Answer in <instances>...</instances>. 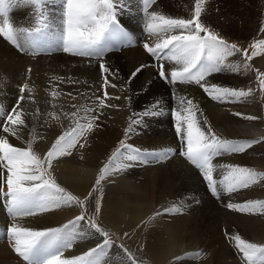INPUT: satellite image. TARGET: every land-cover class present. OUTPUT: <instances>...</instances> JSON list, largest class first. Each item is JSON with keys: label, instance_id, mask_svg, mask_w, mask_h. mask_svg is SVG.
<instances>
[{"label": "snow or ice", "instance_id": "1", "mask_svg": "<svg viewBox=\"0 0 264 264\" xmlns=\"http://www.w3.org/2000/svg\"><path fill=\"white\" fill-rule=\"evenodd\" d=\"M118 2L119 0H62L61 30L55 39H51L47 35L51 27L48 23L49 18L44 12L46 0H0V38L19 51L27 49L30 55L41 54L44 49L55 46L58 51L72 56L103 61L106 52L110 50V43L125 35L118 22ZM155 3L156 0H143L144 31L152 38V42L144 43L143 48L157 60L160 79L172 85L194 84L211 100L220 103L241 102L251 93V89L244 91L209 83L208 77L226 70L242 71L246 74L250 65L247 62L230 64L229 57L242 52L245 60L251 61L253 57L264 52V39L254 41L250 45L251 54H249L247 49L241 50L236 43H229L202 22L206 0H195L190 18H174L150 10ZM19 4L33 9L34 27L14 24L10 14ZM260 31L264 32V26ZM161 60L172 64L170 72L163 63H160ZM99 67L102 74H111V69L105 63L101 62ZM142 67L132 73V78H135ZM257 80L261 91L264 92V74L258 75ZM104 85H109L107 76H104ZM111 87L116 85L112 84ZM26 91L29 94L32 91L27 83L19 88V99L10 112L5 113L0 106V118H2L0 123L4 125L2 131L16 139H22L19 133L25 126L20 102L25 99ZM51 94L53 97L58 95L55 91ZM97 99L98 106L88 108V112H95L96 107L100 109L113 107L106 103V100L110 99L106 91L103 99ZM115 99L120 97L117 96ZM158 114L153 110L146 111L143 115L147 117ZM233 114L249 121L256 119L253 116H243L241 113ZM69 115L78 117L77 112ZM99 115H102V112L86 118H76L75 126L59 135L43 155L33 149L36 136H32L27 141L26 148L13 146L8 138L0 136V196L4 198L7 213L12 221L7 226L5 234L12 251L25 264H99V256L112 243L110 234L99 226L95 218L101 211L99 202L96 204L94 215L88 216L86 227L103 236V243L82 255L64 257V252L71 249L74 243L87 238L88 233L78 231V228L87 215L86 206L89 199L99 190L108 176L130 166L126 162H146L148 157L163 161L173 152L172 149L159 152L143 151L121 140L119 147L108 158V162L99 169L91 191L84 199H80L57 183L52 174L53 162L61 157L71 156L77 147L83 149L86 146L88 133L97 126L95 121ZM52 116L53 119H59L55 114ZM201 116L203 113L200 112L199 105L187 96H179L177 107L171 110L175 134L181 144L179 155L199 170L211 194L218 197L221 190L226 194H232L264 181V173H257L248 167L233 164L218 165L215 162L216 157L226 153H244L258 141L235 142L221 139L215 134L206 118L203 123L201 122ZM140 123H142L140 119L130 118L124 136H130L134 126ZM218 169L221 170L222 176L219 180L214 178V173ZM77 206L82 210L81 214L60 227L35 230L19 223L27 217ZM184 207V205H174L170 211H165L175 215L183 212ZM227 207L248 215L264 214V201L229 203ZM229 241L244 264H264V244L248 242L238 234L230 236ZM197 255L203 256V253ZM127 259L131 264H136L131 254H128Z\"/></svg>", "mask_w": 264, "mask_h": 264}, {"label": "bare ground", "instance_id": "2", "mask_svg": "<svg viewBox=\"0 0 264 264\" xmlns=\"http://www.w3.org/2000/svg\"><path fill=\"white\" fill-rule=\"evenodd\" d=\"M53 2L56 4L57 8L62 7L61 0H54ZM194 5L195 0H162L160 7L156 11L174 18H190L192 12L191 8H193ZM139 6H142V4ZM24 7L33 10L30 6L25 5ZM29 9L24 11L29 17H32L33 15H29V13H31ZM124 9L125 8L118 3V11H121L120 15L122 14L124 16L127 14V10L125 11ZM130 11L132 10L130 9ZM22 12L20 14H22ZM12 13L13 12H11V14ZM16 15L19 16V13ZM139 17V14H135L133 18L138 21L140 20ZM12 19L16 26H24L29 21L19 22L17 17ZM201 19L204 24L215 28L226 37L246 39L252 36H258L262 39L264 38V32L260 31L261 27L264 26V0H213L212 3L211 0H206L205 11L202 13ZM30 24L32 25L34 22L30 21ZM124 28L125 26L123 25L121 30L125 31ZM141 36L145 39H151L143 34ZM137 37L135 42L137 41L136 44L139 46L143 40L139 35ZM124 40L125 38L121 37L117 41L111 42L109 46L110 51L118 50V42L122 45ZM129 42H131V40ZM135 42L133 44H135ZM140 46L142 47V45ZM141 47L139 49L135 48L134 50L124 48L125 50H123L120 55L113 53L109 58H106V60L104 57L103 61L94 59V61L90 62L88 58L72 56L58 51L55 46L44 49L41 54L38 55L28 54L27 49L25 50L26 52H17V50L14 51L0 39V103L2 104V102L6 101L9 102L11 108L12 106L15 107L16 101L20 96L19 88L25 83L29 85V88L32 90L31 94L26 91L24 93L25 99L20 102V106L24 113L23 118L25 119V126L21 129L19 134H22V145L25 144L28 134L36 136L37 141L35 148L41 154L45 153L57 135L65 127L66 123L56 109H38L36 105L30 101L31 96L35 95L38 101L42 102L41 96H52L51 93L55 91L58 95L52 97L57 99L59 95H61L60 92L65 90L63 82L85 79L84 76H81L84 70H98L101 62L105 63L106 66L111 69V74H104L109 80L108 86L94 87L97 81H91L88 82L87 86H92V88H86L79 93H71L77 100L91 97L103 99L106 91L110 97V99L106 100V103L113 105V107H106L110 110V115L121 116L118 121L117 119L108 121L110 118L108 113L96 121V124H98L96 128L101 132L98 134H94L93 132L88 142H86V146L81 149L82 152H78V155L82 156V158H72V160L67 163H55L57 165L53 167L54 170H52L55 179L75 192L78 197H85L87 193L91 191L98 166L102 163V159L107 154L109 146H114L117 138L124 134L125 129L129 126L130 118L140 119L142 121L139 125L134 126V131L131 134L130 143H134V141L137 140V135H139L137 133L139 127H147V129L148 126L159 127V125H157L159 121H156V124L154 120H159L161 118H158L157 115L145 117L143 114L146 111H153L152 106L156 104L162 106V103L166 101L170 102L167 88L155 78L152 69L147 68L151 67L149 63L150 60L143 54ZM241 58L242 57H239L237 54L229 57L228 62L233 65L237 63L243 64ZM261 59L263 58L258 60ZM257 64L264 66V60L257 62ZM143 65L145 69L142 68L135 78H132V73ZM98 72L100 73L101 71L99 70ZM251 74L249 70L246 74L242 71L235 72L226 70L212 75L214 77H211L212 79L209 83L238 89L243 83L249 84L252 81ZM112 84H115L116 87H111ZM251 86L254 85L251 84ZM185 91L188 92L189 96L187 97L192 98L199 105L200 112L203 113V116L200 117L201 122L203 123L204 118H206L215 131L228 136V138L233 137L228 140L245 142L248 139H253L257 141L258 137L260 138L264 135L263 107L261 106V98H259L256 93L251 92L246 98H243L241 102L220 103L205 98V93H200L195 89H187ZM117 96L120 97V99H115ZM3 105L5 104L3 103ZM53 106L57 108L59 103H54ZM31 107L36 108V113L34 115L30 113ZM156 108L157 107H155V109ZM233 113H241L243 116H253L256 119L249 121ZM52 114H55L59 119H53ZM74 126V120L70 121L69 127L72 128ZM41 137L45 140L44 142L41 141ZM11 138L15 140L14 137L11 136ZM162 138L164 137L162 136ZM17 141H19V139ZM19 142L21 143V141ZM16 143L20 145V143ZM245 152L247 153L237 155L231 154L232 158L230 160L235 162L236 165L243 163L255 165L258 163L264 166V142L255 144V146L247 149ZM249 162L253 163L250 164ZM160 178L152 177L145 179L143 182H134V187L127 185L128 181H125L126 178H121V184L124 186L126 185V187L134 188V193H127L126 195L128 197L123 200H121L120 197H105L104 195L100 203L104 208V220L109 222L110 229L118 234L126 232L127 235H129L130 232H132L131 229L138 228L142 224V220L149 216L158 204L156 202L162 189L161 184L158 182ZM116 183L117 186L115 188H118L119 185V188H121V184H119V182ZM254 189L260 196H264L263 182L256 185ZM205 204L213 207V215H203L197 207L189 208V210H187L186 207V212L178 216H173L168 213H158L157 221L155 218L158 225L153 230V234L158 235L157 240L155 243L148 242L145 246H142L140 242L143 238H141L139 244L142 254L145 250L152 264H180L173 263L174 261H171L172 258L185 250L201 247L203 249V258L201 260L199 258V262H197V260L196 262L192 261L182 264H243V262L231 254L230 249L226 246V239L222 237V232H228L232 236L236 234L240 235L239 230H241L247 236H252V238L257 241L264 242V218H254L260 214L248 216L239 212L238 213L241 215H237L236 213L235 216L229 215L230 213L226 214L220 211V209H218L219 207L217 208L208 202L206 203L203 201L201 207ZM72 210L71 212H75L78 209L73 208ZM68 212H57V214L53 213L52 215L44 214L29 220L30 223H33L32 220H34L37 226L41 228L43 226L47 227V224L51 226L52 223L62 222L66 217L70 218L72 213ZM220 222L224 224L227 223L230 228H227V225L221 228ZM147 227L146 225L143 231L146 232ZM87 244L89 243L87 242ZM113 246H115V244H113ZM87 247L89 246L87 245ZM82 248L84 249V247ZM116 249H118V247ZM130 253L132 252L130 251ZM0 264H19L17 259L7 251L4 244H0Z\"/></svg>", "mask_w": 264, "mask_h": 264}, {"label": "rangeland", "instance_id": "3", "mask_svg": "<svg viewBox=\"0 0 264 264\" xmlns=\"http://www.w3.org/2000/svg\"><path fill=\"white\" fill-rule=\"evenodd\" d=\"M53 1L54 0H49V1L46 0V7L44 8V12L49 18L48 19V23L51 26L48 29L47 35L51 39L52 38L55 39V37L59 34V32L61 30L60 19H61V12H62V7L61 8H57L56 4H54ZM142 1L143 0H127V1L126 0H119V2H118L119 5L124 7L125 11L127 10L126 11L127 14H125L124 16L122 14L120 15L121 11L120 12L117 11V15H120V16H118V22H119L120 26L121 27L123 25L125 26V28H124L125 31L121 30L125 34L123 36V38H125V40H124V43H122V45L118 42V46H117L119 48L118 50H115V51H110L109 50L108 52H106L104 57H105V60H106V58H109L113 53L120 55V54H122V51L125 50V49H128V50H134L135 48L139 49L141 47L140 45H142L141 48L143 50V54L150 60L149 63L151 65V67H147V68H151L152 71L155 74V78H157L159 80V82L165 88H167L168 93H169L170 102L166 101V102L161 104L162 106H159V105L156 104L157 106L154 105L155 107H157L156 109H155L154 106H152L153 110H156L157 112L159 111L158 113L160 115L158 114L157 117L161 118V119L154 120V123L156 121L157 122L159 121L158 124L156 122V124L159 125V127L148 126V129H147V127H142V128L139 127V129L137 130V133L139 135H137V140H135L134 143H130L131 135L128 136V137H125L124 134H123L121 137L117 138V140L114 143V146H112V145L109 146L107 154L104 156V158L102 159V163L97 168V174L95 176V179H96V177L99 174V169L105 163L108 162V158L115 151V149L117 147H119V142L121 140H125L128 144L132 145L134 148L140 149V150H143V151L159 152V151H162L164 149H172L173 152L170 154V157L168 159L163 160V161H158V160H156L153 157H148L146 162H126V163H129L130 166H127V167L123 168V170L108 176L102 182V185L99 187V190L96 191L93 194V197L89 199V202H88V204L86 206L87 215L85 217V220L81 221V225L78 228V231H84V232L88 233L86 240L77 241L76 243H74V245H73V247L71 249L66 250L64 252V257H66V258H72V257H75V256L82 255L83 253H86L90 249L95 248L98 245L103 243V240H104L103 236H101L99 233H95L93 230L90 231L86 227L87 219H88V216L94 215L96 204H97V202H99V203L101 202V200L104 198V195H105V197H120V199L123 200L124 198L128 197L126 195L127 193H134L133 192L134 188L126 187V185L124 186V185L121 184L122 183L121 182V178L122 179L126 178L125 181L126 182L128 181L127 185L133 186V183L137 182V181L143 182L145 179H148V178H152V177L160 178L161 177L160 179H158V182L161 184L162 189H161V191H160V193L158 195V200L156 202L158 204L155 206L154 210L149 214V216H147L146 218H144L142 220L143 222L138 228L131 229L132 232H130V234H129L130 236L129 235H125V234H127L126 232H122L123 234L120 232L121 234H118V233H115L114 230L110 229V225L108 224L109 222L107 220H104V212H103L104 208L102 207V205L100 203L101 211H100L98 216H95V218H96L99 226L110 234V239H111L112 243H111V245L108 248H106L104 250L103 254H101L99 256V258H98L99 259V264H131V261H128V259H127L128 254H131V256L135 258L136 264H152L151 260H149V258H148L147 252H145V250L143 251V254L141 252V249H140L141 247H140V244H139L140 239L143 238L142 241L140 242L142 246H145L148 242L155 243V241L157 240L158 235H154L153 234V230L158 225V223L156 222L157 218H158V213L167 214L168 212H166L165 210H169L170 211L174 205H184L185 206L184 207L185 211L183 210V212L175 214V216L181 215L182 213L184 214L186 212V207H187V210H189V208L191 209L192 207H194V208L197 207L198 210L203 215H206V216L213 215L212 214V210H213L212 206H209V205L205 204L204 206L201 207V204L203 203V201L206 202V203L207 202L211 203L214 206H216L217 208L219 207L218 209H220V211L225 212L226 214L230 213L229 215H234L235 216L236 214L237 215H241V214H239L241 212L238 213V211H234V210L229 209L227 207V205L229 203L243 204V203H245L247 201H264V196H260L258 193L255 192V189H254V187L256 185L261 184L262 182L264 183V181H261V182L259 181L260 183L257 182L255 184H253V186H250V187L245 188V189H240V190H238V191H236V192H234L232 194H226V193H224L221 190L220 193H219V196L218 197H214L211 194V192L209 191V189L207 187V183H206V181L203 180L199 170L196 169L193 165H191L189 162H187L183 157H181L179 155L181 144H180V140L177 138V136L175 134L174 121L171 118V110L177 107V105H178L177 101H178L179 96H181V95L182 96H184V95L185 96H189L188 92H186L185 90H187V89H195V90L199 91L200 93H204V92H203V90L200 87H198V86H196L194 84L193 85H182V84L172 85V84L167 83L165 80H162V79L159 78L157 60L154 57L150 56L148 53H146L144 51V48H143V44L146 43V42L151 43L152 42V38L151 39H145L144 37L141 36L142 34L145 35V36H148L146 34V32L144 31L143 2ZM178 1H181V0H178ZM212 1L213 0H211V3H212ZM161 2H162V0H156V3L152 6V8L150 10H155L156 11L160 7V3ZM141 4H142V6H139ZM24 6L25 5H23V4L17 5L15 7V9L12 11L13 13L10 14V15H11L12 18L17 17L19 22L28 21L29 20L26 23V25H24V27L32 28V27L35 26V18L33 16L29 17L28 14L25 13L24 10H28L29 8L28 7H24ZM18 9L21 10V11H19ZM130 9L132 11H130ZM29 10L31 11V13H29V15H32L33 10H31V9H29ZM133 10H135V11H133ZM193 10H194V7L191 8V11H193ZM21 12H22V14H20ZM18 13H19V16L16 15ZM134 13L140 15V17H139L140 20L136 21L135 18H133L134 15H135ZM21 16H23V17H21ZM30 21L34 22V24L31 25ZM208 27L210 29L215 30L216 32H218L229 43H236L237 46L241 50L247 49L249 51V54H251L250 45L254 41L262 39V38H260L258 36H252V37H249V38H246V39L230 38V37H226L225 35L220 33L215 28H212L210 26H208ZM138 35L143 40L140 43L139 46H137V44H136L137 41L135 42L136 38H138L137 37ZM0 39L7 46L12 48L14 51L15 50H17V52L19 51L17 48H15L12 45H10L9 43L5 42L3 40V38H0ZM129 39L131 40V42H129L130 41ZM134 42H135V44H133ZM21 43H23V41H21ZM21 52H23V51H21ZM24 52H26V51H24ZM238 56L242 57L241 61L243 63L247 62L250 65L249 71H250V73H252L251 74L252 81L250 80L251 81L250 83L254 85V86H251L250 83H249L250 85L248 83H243V85L239 86L238 89H242L244 91H248L249 89H251L252 90L251 92L256 93L258 95V97L261 98V106L263 107V119H264V92L261 91L259 81L257 80V76L258 75L264 74V66L257 64V62L264 60V52H262V54H260V55H258L256 57H253V59L251 61H246L245 58L243 57L242 52L238 53ZM260 58H263V59L258 60ZM88 60H90V62L94 61V59H90V58H88ZM160 63H163L165 65V68H166L167 71H169V72L171 71V69L173 67L172 64H170L169 62L164 61V60H161ZM154 65L155 66L157 65L156 68H155ZM142 68L145 69L144 65H143ZM99 70H100V68L98 70L97 69H95V70L89 69L88 71L84 70L82 72L81 76H84L85 79L75 80L73 82H71V81L70 82H63L64 86H65V90L63 92H60L61 95H59V97L57 99H54L52 96L45 95V96H41L42 97V102H39L35 95L31 96L30 101L34 105H36V107L38 109H41V110H55L56 109L59 112V115L64 118L66 125L62 129V131L57 135V137L59 135L63 134V132L70 130L71 128L69 127V122L72 121V120H75L76 118H79V117H85L86 118L88 116L95 115L97 112H102V115H99V118H101L103 115H106V114L109 113L110 118L108 119V121H113L115 119H117V121H118L119 118H121V116L110 115V110L108 108H106V107H104L102 109H100L99 107H96V111L95 112H88L87 111L88 108L93 107V106H98L99 101L97 100L96 97H93V98L91 97V98H88V99H79V100H77L76 98L73 99V96L71 95V93H73V92L79 93V92L83 91L86 88H92V86H87L88 82H91V81H97V84L94 87L104 86V76H106V75L101 74V72L99 73L98 72ZM211 77H214V76H212V75L209 76L208 77V82L212 79ZM255 81H256V84H255ZM176 93H178V94H176ZM206 95H205V98L210 99ZM3 103L5 105H3ZM54 103H59V106L57 108H55L53 106ZM0 105L4 108L5 113L10 112L11 109L13 108V106L11 108L9 102H6V101L2 102V104L0 103ZM163 106H164V108H163ZM73 112H77L78 113V117H72L71 115H69V114H71ZM30 113L32 115H34L36 113V108L35 107H31L30 108ZM0 119H2V118H0ZM161 120H162V122H161ZM96 121H95V123H96ZM263 123H264V120H263ZM96 125H98V124H96ZM3 126H4L3 123H0V136H4L6 138L10 137V138H8L10 143H12L13 146H16V147L26 148L27 147V141L32 136H34L33 134H31V135L28 134V138H27L25 144L22 145L23 138L19 139V141H21V143L19 141H17L18 139H16L15 137H14L15 140H13L11 138V136H9L7 133H3L2 132ZM96 127H94L92 132L88 133L87 142H88V140H89V138H90V136L92 135L93 132H94V134H98L99 132H101ZM163 127H164V129H163ZM213 130H214L215 134L221 139H227L228 140L229 138H233V137H229L228 138V136H225V135H222L221 133H218L217 131H215L214 128H213ZM5 134H6V136H5ZM19 135L22 137V134H19ZM162 136L164 138H162ZM55 139H54V141H55ZM164 139H166V140H164ZM154 140H155V142H154ZM36 141L37 140H35V142L33 143V149L38 154H41L35 148ZM41 141L44 142L45 140L41 137ZM246 141H254V140L253 139H248ZM257 141H258L257 143L264 142V135H262L260 138L258 137ZM16 142L20 143V145H18ZM257 143H255V144H257ZM255 144H253L250 148L255 146ZM50 147H51V145L49 146L48 149H50ZM47 150L45 151V153L47 152ZM78 152H82V150L79 147H77V149L73 150V153H72L71 156L61 157L59 160L54 161L53 162V167H56L57 164L67 163L70 160H72V158H76V157L82 158V156L78 155ZM244 153H247V152H244ZM41 155H43V154H41ZM232 155H237V154H232ZM232 155L231 154H227V153L223 154V155H221L219 157H216L215 158V162L218 165L233 164L235 162L230 160L232 158L231 157ZM226 157H227L228 160L226 159ZM56 162H57V164H55ZM252 163L253 162H251L250 164H252ZM257 164L249 165L248 163H243V164H238V165L241 166V167H248V168H250L251 170H253V171L257 172V173H264V166H262L261 164H258L259 165L258 166ZM233 165H236V163L233 164ZM52 170H54V168ZM149 170H151V171H149ZM153 170H156V171H153ZM214 178H216L218 180L220 178H222L221 170L218 169V171L216 173H214ZM116 182H119V184H121V188L122 189L119 188L120 187L119 184H118L119 185L118 188H115L117 186ZM57 183L61 187H64L68 192H70L74 196H77V194H75V192H73L71 189H69L67 186H65L61 182L57 181ZM94 183H95V180L93 181L92 186L94 185ZM123 189H125V190H123ZM85 197H78V198L84 199ZM73 208H77L78 210L75 211V212H71V211H73L72 210ZM73 208H64V209L54 210V211H51V213L48 212L49 214L45 213V215H50V214L52 215L53 213L57 214V212H59V213L60 212H65L66 213V212L69 211L68 213L71 212L72 214L70 215V218L66 217L67 219L64 218L62 220V222L60 221V223H52L51 226H49L50 224H47V227L43 226L44 228L43 227L41 228V227L37 226V224H36V222L34 220H32V222L34 224L30 223V220L33 217H27V218L19 221V223L22 226H25V227H28V228H31V229L35 228V230H44V229H48V228L60 227L63 224L67 223L69 220L74 219V217L76 215H80L81 214L82 210L78 206L77 207H73ZM246 215H248V214H246ZM263 215L260 214L259 216H256L254 218L263 219L264 218ZM38 216H40V215H38ZM248 216H254V215H248ZM34 217H37V216H34ZM155 218H156V221H155ZM11 223H12L11 218L9 217V214L7 213V210H6V205L4 204V198L2 196H0V244H4V246L6 247L7 251L13 257H15L17 259L19 264H25V262L12 251V249H11V247H10L8 241H7L6 234H5L6 233V228ZM148 223H149V225H148ZM146 225L148 227H147V231L145 232L143 230H144ZM151 226H153V227H151ZM220 226H221V228H223L225 226L227 228H230L227 223L224 224L223 222L222 223L220 222ZM36 227H39V228H36ZM239 232H240V236L242 238H244L245 240H247L248 242L257 243V244H264V242H259L256 239L252 238V236H247L241 230H239ZM229 235L230 234L228 232H225V231L222 232V237H224L226 239L225 240L226 246L230 249L231 254L235 258H237L241 262H243L242 259H241V256L237 253L236 249L230 243L229 237L231 235L230 236ZM101 237H102V239H101ZM93 238H95V239H93ZM87 242L89 244H87ZM113 244H115V246H113ZM87 245L89 247H87ZM81 246L84 247V249ZM117 247H118V249H116ZM78 251H80V252H78ZM130 251L132 253H130ZM198 253H203V249L201 247H197V248L190 249V250H185L181 254L174 256L171 261L172 262L174 261L173 263H180V264L186 263V262H192V261L196 262L199 258H200V260L203 258L202 256H198L197 255ZM194 256H195L196 259L194 258ZM197 262H199V260ZM193 264H196V263H193ZM243 264H244V262H243Z\"/></svg>", "mask_w": 264, "mask_h": 264}]
</instances>
